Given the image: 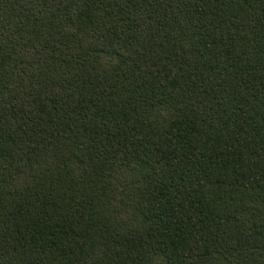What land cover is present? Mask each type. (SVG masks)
Masks as SVG:
<instances>
[{"label":"trees","instance_id":"1","mask_svg":"<svg viewBox=\"0 0 264 264\" xmlns=\"http://www.w3.org/2000/svg\"><path fill=\"white\" fill-rule=\"evenodd\" d=\"M0 264H264V0H0Z\"/></svg>","mask_w":264,"mask_h":264}]
</instances>
